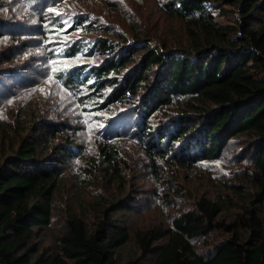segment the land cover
Returning <instances> with one entry per match:
<instances>
[{"label": "trees", "instance_id": "trees-1", "mask_svg": "<svg viewBox=\"0 0 264 264\" xmlns=\"http://www.w3.org/2000/svg\"><path fill=\"white\" fill-rule=\"evenodd\" d=\"M0 264H264V0H0Z\"/></svg>", "mask_w": 264, "mask_h": 264}, {"label": "rangeland", "instance_id": "rangeland-1", "mask_svg": "<svg viewBox=\"0 0 264 264\" xmlns=\"http://www.w3.org/2000/svg\"><path fill=\"white\" fill-rule=\"evenodd\" d=\"M123 14L124 15L126 14L127 17H131V14H130L129 11H123ZM120 16H123V15H120ZM118 17L119 16L117 15L116 20H118ZM156 17H157V15H156ZM161 23H162L161 25L163 26L162 31H160V33L162 35V38H164V39L166 37L174 38V37L177 36V37L180 38L179 41L181 42V44H183L184 40L180 36V34L182 32V29L178 28V25L176 23L171 25V24H169L166 21L163 22L162 18H161ZM88 181L91 184L90 190H94L95 189L98 192V194H101V195H102V193H105V194L109 193V188L107 187V184H106L105 180L103 178H101V176L98 174L97 171L92 172V174H90V177H89ZM151 187H152V185H151ZM193 187H196V185L193 186ZM161 202L163 203L164 201H161ZM161 202H160V204L162 205ZM156 210H157V212L160 213V211L163 210V208H160V210H158V208H157ZM150 214H154V212H150Z\"/></svg>", "mask_w": 264, "mask_h": 264}, {"label": "snow or ice", "instance_id": "snow-or-ice-1", "mask_svg": "<svg viewBox=\"0 0 264 264\" xmlns=\"http://www.w3.org/2000/svg\"><path fill=\"white\" fill-rule=\"evenodd\" d=\"M57 15H60V13H57ZM55 71V70H54Z\"/></svg>", "mask_w": 264, "mask_h": 264}]
</instances>
